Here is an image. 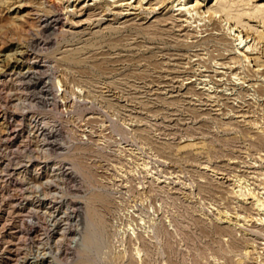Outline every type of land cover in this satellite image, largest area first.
I'll use <instances>...</instances> for the list:
<instances>
[{
	"label": "rangeland",
	"instance_id": "374dc122",
	"mask_svg": "<svg viewBox=\"0 0 264 264\" xmlns=\"http://www.w3.org/2000/svg\"><path fill=\"white\" fill-rule=\"evenodd\" d=\"M233 1L0 0V264H264V0Z\"/></svg>",
	"mask_w": 264,
	"mask_h": 264
},
{
	"label": "bare ground",
	"instance_id": "6f19581e",
	"mask_svg": "<svg viewBox=\"0 0 264 264\" xmlns=\"http://www.w3.org/2000/svg\"><path fill=\"white\" fill-rule=\"evenodd\" d=\"M140 1H141V0H140ZM205 1H207V0H203V2H205ZM177 2H179V1L177 0ZM195 2H196V1H195ZM199 2H200V1H199ZM199 2H198V3H199ZM23 3H24V2H23ZM23 3H20V4H23ZM187 3H188V2H186V0H181V2H179V4L176 3V4H177L176 6L179 5L180 8H183V9H184V8H187V7H186ZM198 3L195 4L196 7H197ZM222 3H223V4H222ZM222 3L220 4V6H218L219 4H218L217 6H218V8H221V9H219V10L224 11L225 9H223V8H230V7L232 6V3L234 4L235 1H233V0H222ZM87 4H88V3H87ZM200 4H203V3L200 2ZM230 4H231V6H230ZM84 6H85V5H84ZM94 6H95V5H94ZM217 6H216V7H217ZM18 7H19V6H18ZM78 7H79V6H78ZM119 7H120V6H119ZM189 7H190V6H189ZM191 7H192V6H191ZM235 7H236V6H235ZM194 8H195V7H194ZM233 8H234V7H233ZM259 8H260V9L262 8L261 11L263 10L262 13H264V7H259ZM19 9H20V8H19ZM170 9H171V8H170ZM260 9H259V11H260ZM85 10H86V9H85ZM92 10H93V9H92ZM216 10H218V9H216ZM75 11H76V10H75ZM189 11H190V10H189ZM255 11H256V10H255ZM177 12H178V11H177ZM185 12H186V11H185ZM187 12H188V11H187ZM257 12H258V10H257ZM257 12H255V13H257ZM183 13H184V12H183ZM258 13H259V12H258ZM26 14H27V13H26ZM33 14H34V12H33ZM90 14H91V13H90ZM185 14H186V13H185ZM227 14H228V13H227ZM198 15H199V14H198ZM230 15L232 16V13H230ZM230 15L228 14V16H230ZM36 16H38V15H36ZM184 16H185V15H184ZM188 16H189V15H188ZM235 16H236V15H235ZM235 16H234V17H235ZM240 16H241V15H240ZM262 16H263V14H262ZM22 17H23V16H22ZM24 17H25V15H24ZM28 17H29V16H27L26 20L29 19ZM89 17H90V16H89ZM181 17H182V16H181ZM190 17H192V16L190 15ZM219 17H220V16H219ZM238 17H239V15H238ZM198 18H199V17H198ZM227 18H228V17H227ZM235 18H237V17H235ZM240 18H241V17H240ZM95 19H96V18H95ZM182 19H183V17H182ZM229 19H230V17H229ZM100 20H101V19H100ZM176 20H177V19H176ZM178 20H179V19H178ZM187 20H188V19H187ZM239 20H240V19H239ZM83 21H84V20H83ZM101 21H102V20H101ZM177 22H178V21H177ZM47 23H48V22H47ZM172 23H173V22H172ZM42 24H43V23H42ZM30 25H31V24H30ZM44 25H45V23H44ZM213 25H214V24H213ZM46 26H47V25H46ZM76 26H77V25H76ZM191 26H192V25H191ZM43 27H44V26H43ZM43 27H42V28H43ZM55 27H56V26H55ZM171 27H172V26H171ZM216 27H217V26H216ZM224 27H225V26H224ZM186 28H187V27H186ZM227 28H228V27H227ZM179 29H180V28H179ZM210 29H211V28H210ZM171 30H172V29H171ZM176 30H177V28H176ZM211 30H212V29H211ZM49 31H50V30H49ZM227 31H228V30H227ZM219 32H220V31H219ZM226 33H227V32H226ZM185 34H186V33H185ZM210 34H211V33H210ZM221 34H222V33H221ZM262 34H263V33H262ZM192 35H193V34H192ZM226 35H228V34H226ZM260 35H261V34H260ZM220 36H221V35H220ZM237 36H238V35H237ZM224 37H225V36H224ZM260 37H261V36H260ZM215 38H216V37H215ZM238 38H239V37H238ZM240 38H241V37H240ZM217 39H218V38H217ZM215 40H216V39H215ZM238 41H239V39H238ZM242 41H243V40L240 39L239 42L241 43ZM248 49H249V48H248ZM231 51H232V49H231ZM247 52H248V51H247ZM250 54H251V53H250ZM252 54H253V53H252ZM230 56H231V55H230ZM246 58H247V57H246ZM258 66H259V65H258ZM222 68H223V67H222ZM224 71H225V70H224ZM223 73H225V72H223ZM230 73H231V72H230ZM258 74H259V73H258ZM229 75H230V74H229ZM224 76H225V75H224ZM218 80H219V79H218ZM98 196H99V195H98ZM95 197H97V196H95ZM97 198H98V197H97ZM98 202H99V201H98ZM85 203H86V202H85ZM96 204H97V203H96ZM104 204H105V203H104ZM88 209H89V208H88ZM90 209H91V208H90ZM93 210H94V209H92L91 211H93ZM89 212H90V211H88V213H89ZM93 212L96 213V211H93ZM93 212H90V213L92 214ZM88 213H86V214L88 215ZM91 214H90V215H91ZM93 214H94V213H93ZM90 215H89V217H90ZM91 216H92V215H91ZM87 217H88V216H87ZM89 217H88V218H89ZM92 218H93V216H92ZM92 218H91V219H92ZM96 218H97V217H96ZM98 218H99V217H98ZM87 220H88V219H87ZM89 222H90V220H89ZM89 222H88V223H89ZM84 223H85V222H84ZM93 223H94V222H93ZM95 223H97V222L95 221ZM99 223H100V222H99ZM89 225H90V224H89ZM93 225H94V224H93ZM97 225H99V224H97ZM94 226H95V225H94ZM91 227H92V226H91ZM91 227H90V228H91ZM92 229H93V228H92ZM89 231H91V230H89ZM89 231H88V232H89ZM83 233H84V232H83ZM84 234H85V233H84ZM91 235H92V234H91ZM87 236H88V233H87ZM83 238H85V236H84ZM88 238H89V236L86 237L87 240H88ZM90 238H91V236H90ZM90 238H89V240H88L89 242L92 241V240H90ZM92 238H93V237H92ZM94 239H95V238H94ZM94 239H93V240H94ZM82 240H84V239H82ZM87 240H86V241H87ZM88 241H87V242H88ZM89 242H88V243H89ZM94 242H95V240H94ZM80 244H81V243H80ZM86 244H87V243H86ZM83 245H85V243H84ZM89 245H90V243H89ZM81 246H82V245H81ZM86 246L88 247V245H86ZM84 249H85V248H84ZM79 252H80V251H79ZM81 253H82V252H81ZM79 255H80V254H79ZM84 256H85V255H84ZM80 258H81V257H80ZM82 259H83V258H82ZM85 260H86V259H85ZM82 261H83V260H82ZM80 264H81V262H80Z\"/></svg>",
	"mask_w": 264,
	"mask_h": 264
}]
</instances>
